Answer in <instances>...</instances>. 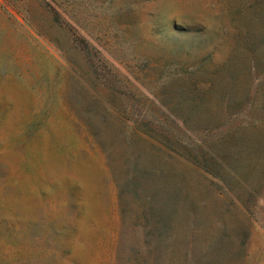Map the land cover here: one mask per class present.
Wrapping results in <instances>:
<instances>
[{"label": "rangeland", "instance_id": "rangeland-1", "mask_svg": "<svg viewBox=\"0 0 264 264\" xmlns=\"http://www.w3.org/2000/svg\"><path fill=\"white\" fill-rule=\"evenodd\" d=\"M263 34L264 0H0V264H264L263 180L250 216L208 194L161 256L117 140L173 103L174 71L233 60L242 87Z\"/></svg>", "mask_w": 264, "mask_h": 264}, {"label": "trees", "instance_id": "trees-1", "mask_svg": "<svg viewBox=\"0 0 264 264\" xmlns=\"http://www.w3.org/2000/svg\"><path fill=\"white\" fill-rule=\"evenodd\" d=\"M232 61L174 71L179 93L173 103L158 101L165 111L149 120L142 109L118 132L131 173L121 191L140 202L142 227L161 256L200 235L208 194L247 216L248 204L263 198L254 186L264 181V54L245 60L242 87Z\"/></svg>", "mask_w": 264, "mask_h": 264}]
</instances>
